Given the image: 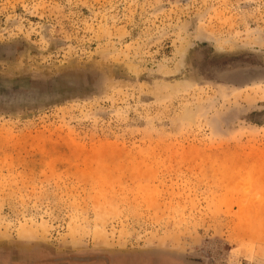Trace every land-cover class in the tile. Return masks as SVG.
<instances>
[{"label":"rangeland","instance_id":"obj_1","mask_svg":"<svg viewBox=\"0 0 264 264\" xmlns=\"http://www.w3.org/2000/svg\"><path fill=\"white\" fill-rule=\"evenodd\" d=\"M0 253L264 264V0H0Z\"/></svg>","mask_w":264,"mask_h":264},{"label":"flooded vegetation","instance_id":"obj_2","mask_svg":"<svg viewBox=\"0 0 264 264\" xmlns=\"http://www.w3.org/2000/svg\"><path fill=\"white\" fill-rule=\"evenodd\" d=\"M43 255V256H42ZM20 260H18V261H16L15 263H12V264H54V263H42V262H34L35 260H31V261H25L24 262V260H22V253H20ZM39 257L40 256V258H46V256H48L47 254H40L39 255V253H36V254H33V257ZM5 258H6V255H5V253H0V264H2V261H4L5 260ZM70 264V263H69ZM77 264V263H76Z\"/></svg>","mask_w":264,"mask_h":264}]
</instances>
